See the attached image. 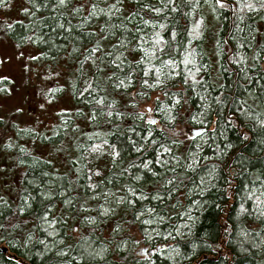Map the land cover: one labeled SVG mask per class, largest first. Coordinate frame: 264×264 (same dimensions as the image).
Segmentation results:
<instances>
[{
  "label": "trees",
  "instance_id": "1",
  "mask_svg": "<svg viewBox=\"0 0 264 264\" xmlns=\"http://www.w3.org/2000/svg\"><path fill=\"white\" fill-rule=\"evenodd\" d=\"M223 1L26 0L0 22L73 109L38 128L0 99V264H264V0Z\"/></svg>",
  "mask_w": 264,
  "mask_h": 264
},
{
  "label": "rangeland",
  "instance_id": "2",
  "mask_svg": "<svg viewBox=\"0 0 264 264\" xmlns=\"http://www.w3.org/2000/svg\"><path fill=\"white\" fill-rule=\"evenodd\" d=\"M25 6L26 0H18V3H15L11 8H3L0 14V22H9L8 20L11 17H19L20 11ZM9 47L10 46H8V44L6 45L3 42L0 43V58L2 60L5 59V61L0 64V79H8V83H10L8 84V90L6 89L3 91V95H0V99L3 101L7 110L11 109L6 105L11 104L15 106L16 104L14 101L16 99H28V104L30 106L28 108H24L23 105L20 107V109H26V113L23 116L25 123L31 126L37 125L38 128H42L45 125V128L49 129L51 125L55 124L61 113L73 110L71 102L68 100V94L63 95L66 99L60 101L56 105H51L54 104L56 100H52L53 98L47 97L42 91L44 87H42L39 79L40 76H43L42 67H40V69L37 65L32 67V65L28 63L27 59L20 63L18 61V57H22L24 54H15ZM35 71H37L36 75L33 74ZM35 76L38 77L36 78ZM21 78L25 81V83H28L29 86H33L36 89L29 88L30 90L22 92L20 89L22 84ZM157 98L161 99V97L153 96L150 98L148 103L140 106V108L138 107V110L148 122H152V120L155 119L153 110L154 102ZM8 124H12V121H9ZM8 134H10V132L5 133V135ZM100 151L102 150L96 151L95 154L92 155L91 160L88 162L89 169L87 170L90 177L88 180L89 182L96 181V176L103 172L105 163L103 162Z\"/></svg>",
  "mask_w": 264,
  "mask_h": 264
},
{
  "label": "water",
  "instance_id": "3",
  "mask_svg": "<svg viewBox=\"0 0 264 264\" xmlns=\"http://www.w3.org/2000/svg\"><path fill=\"white\" fill-rule=\"evenodd\" d=\"M222 3L226 4L225 1H221V3H218V4H222ZM229 8H230V19H231V16H232V6L229 5ZM205 132H206V130L204 128H202V129H193V130L190 131V134L192 136H198V135L204 134ZM161 248L164 249L165 247L162 246Z\"/></svg>",
  "mask_w": 264,
  "mask_h": 264
},
{
  "label": "snow or ice",
  "instance_id": "4",
  "mask_svg": "<svg viewBox=\"0 0 264 264\" xmlns=\"http://www.w3.org/2000/svg\"><path fill=\"white\" fill-rule=\"evenodd\" d=\"M0 2H2V0H0ZM61 3L64 2V0H60ZM217 3H221V0H217Z\"/></svg>",
  "mask_w": 264,
  "mask_h": 264
},
{
  "label": "flooded vegetation",
  "instance_id": "5",
  "mask_svg": "<svg viewBox=\"0 0 264 264\" xmlns=\"http://www.w3.org/2000/svg\"><path fill=\"white\" fill-rule=\"evenodd\" d=\"M154 121H156V119H153V120H152V123H154Z\"/></svg>",
  "mask_w": 264,
  "mask_h": 264
}]
</instances>
